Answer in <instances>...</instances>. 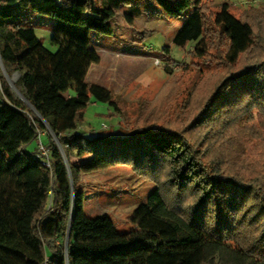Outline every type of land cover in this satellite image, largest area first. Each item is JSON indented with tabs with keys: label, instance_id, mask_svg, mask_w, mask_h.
<instances>
[{
	"label": "trees",
	"instance_id": "trees-1",
	"mask_svg": "<svg viewBox=\"0 0 264 264\" xmlns=\"http://www.w3.org/2000/svg\"><path fill=\"white\" fill-rule=\"evenodd\" d=\"M131 1L0 0V59L7 73H19L17 91L35 110L0 69V264H264L262 183L215 171L169 130L89 135L78 129L92 99L116 108L107 88L85 78L100 59L92 36L111 34L116 8ZM152 1L165 14L187 13L172 42H193L196 56L210 58L215 48L217 57L234 64L256 44L251 25L226 2L211 18L201 0ZM36 14L54 19L49 40L55 51L36 34ZM252 108L264 125V61L222 77L193 122H227ZM47 129L52 136L43 141ZM38 138L46 160L37 144L28 148ZM119 162L150 172L167 166L175 197L155 187L128 215L133 228L127 232L106 214L87 215L85 195L69 179ZM186 195L194 199L187 208L180 200Z\"/></svg>",
	"mask_w": 264,
	"mask_h": 264
},
{
	"label": "rangeland",
	"instance_id": "rangeland-1",
	"mask_svg": "<svg viewBox=\"0 0 264 264\" xmlns=\"http://www.w3.org/2000/svg\"><path fill=\"white\" fill-rule=\"evenodd\" d=\"M223 2L235 17L247 21L255 33L254 48L234 64L217 57L215 48L210 49V58H204L193 54V42L185 47L173 44L172 38L187 13L165 14L152 0L122 2L115 10L111 34L92 36V46L100 59L90 65L85 78L107 88L116 108L92 99L78 129L89 135L99 130L121 135L142 128L169 130L196 147L215 171L244 183L264 185V125L255 108L238 111L227 122H193L222 77L264 61V0H201L206 16L211 18ZM53 25L51 17L36 14L32 18L36 34L51 51L57 48L49 40ZM0 69L3 73L5 68ZM7 74L9 85L18 90L19 73ZM13 74L18 75L14 81ZM47 133L52 136L47 129L40 139L44 141ZM36 141L28 148L35 147ZM69 159L73 163L78 161L73 153ZM69 177L70 183L75 181L85 195L86 214L108 215L120 232L133 228L128 215L146 201L155 187L162 188L169 199H175L167 185V166H157L150 172L146 166L141 170L131 162H119L79 172L75 179L70 174ZM180 200L187 208L194 199L186 195Z\"/></svg>",
	"mask_w": 264,
	"mask_h": 264
},
{
	"label": "water",
	"instance_id": "water-1",
	"mask_svg": "<svg viewBox=\"0 0 264 264\" xmlns=\"http://www.w3.org/2000/svg\"><path fill=\"white\" fill-rule=\"evenodd\" d=\"M0 66L2 67V69H3V64H2V62H1V59H0ZM3 73H4V76H5V78L8 80V74L6 73V71H5V69H3ZM9 81V80H8ZM14 90H15V92L20 96V98L24 101V102H26L29 106H30V104L28 103V101L17 91V89L16 88H14ZM31 107V106H30ZM32 108V107H31ZM33 109V108H32ZM34 110V109H33ZM35 111V110H34ZM46 125V124H45ZM47 126V125H46ZM52 133V132H51ZM54 139H55V141L57 142V144L58 145H60L59 144V142L57 141V139H56V137L54 136ZM69 179H70V177H69ZM71 188H73L72 187V184H71ZM68 232H69V226H68ZM67 232V234H66V239H65V247H66V243H67V240H68V235H69V233Z\"/></svg>",
	"mask_w": 264,
	"mask_h": 264
},
{
	"label": "built area",
	"instance_id": "built-area-1",
	"mask_svg": "<svg viewBox=\"0 0 264 264\" xmlns=\"http://www.w3.org/2000/svg\"><path fill=\"white\" fill-rule=\"evenodd\" d=\"M36 144H37L38 155L41 156V157H45V160H46L47 149L44 148V146L41 143V141H40L39 138L37 139ZM45 160L43 161V163L46 164V165H48L47 161H45Z\"/></svg>",
	"mask_w": 264,
	"mask_h": 264
},
{
	"label": "bare ground",
	"instance_id": "bare-ground-1",
	"mask_svg": "<svg viewBox=\"0 0 264 264\" xmlns=\"http://www.w3.org/2000/svg\"><path fill=\"white\" fill-rule=\"evenodd\" d=\"M17 74H13V76H12V80L14 81L16 78H17Z\"/></svg>",
	"mask_w": 264,
	"mask_h": 264
}]
</instances>
